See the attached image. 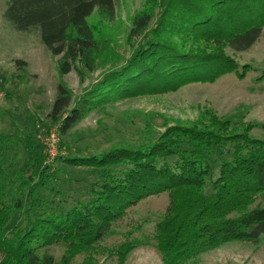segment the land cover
<instances>
[{"label":"trees","instance_id":"1","mask_svg":"<svg viewBox=\"0 0 264 264\" xmlns=\"http://www.w3.org/2000/svg\"><path fill=\"white\" fill-rule=\"evenodd\" d=\"M116 14V0H11L4 17L18 31L37 30L47 49L62 56L61 78L76 70L84 81L96 70L102 52L103 34L92 19L107 25ZM128 30L130 43L143 40L124 65L76 102L64 81L58 85L50 119L62 135L118 100L240 74L236 55L249 51L263 35L264 0H146ZM255 126L203 108L198 120L170 126L159 137L146 129L137 143L69 157L66 163L97 167L103 175L89 190L91 198L66 212L46 207L28 182L26 194L12 195V182L1 183V177L10 175L0 160L3 264H71L77 254L103 240L129 208L159 194H167L169 201L155 235L163 264H192L231 241L260 243L264 140L252 137ZM32 159L37 176L40 154L32 153ZM14 219L19 223L11 228ZM59 243L67 250L63 263L49 254L51 245Z\"/></svg>","mask_w":264,"mask_h":264},{"label":"rangeland","instance_id":"2","mask_svg":"<svg viewBox=\"0 0 264 264\" xmlns=\"http://www.w3.org/2000/svg\"><path fill=\"white\" fill-rule=\"evenodd\" d=\"M10 1L0 0V160L10 175L1 177V183L12 182V195L26 194L28 182L46 207L66 212L86 203L91 198L89 190L101 180L103 170L75 166L66 163L67 158L99 155L137 143L146 129L159 137L170 126L198 120L203 108L215 110L222 119L232 117L257 124L250 133L264 140V31L249 51L236 55L240 74L223 76L215 83L196 82L176 91L142 93L118 100L88 114L79 126L62 135L60 126L50 119L58 85L64 81L74 92L76 102L104 75L124 65L143 40L130 43L128 29L146 0H116V20L107 25L103 22L105 27L99 26L100 18L92 19L103 34L102 52L96 70L84 81L76 70L61 78L62 56H54L47 49L37 30L18 31L5 19ZM246 67L247 74L242 77ZM32 153H39L42 162L37 176ZM168 202L167 194L140 200L103 240L77 254L71 264H163L155 235ZM17 222L14 219L11 228ZM133 244L132 251L123 254ZM49 254L57 263H63L67 250L61 243L53 244ZM3 262L0 252V264ZM192 264H264V237L258 244L227 242Z\"/></svg>","mask_w":264,"mask_h":264}]
</instances>
